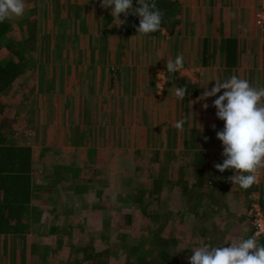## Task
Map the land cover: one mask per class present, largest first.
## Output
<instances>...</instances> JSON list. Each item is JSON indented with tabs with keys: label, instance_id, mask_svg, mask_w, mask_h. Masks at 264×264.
Here are the masks:
<instances>
[{
	"label": "crops",
	"instance_id": "crops-1",
	"mask_svg": "<svg viewBox=\"0 0 264 264\" xmlns=\"http://www.w3.org/2000/svg\"><path fill=\"white\" fill-rule=\"evenodd\" d=\"M27 1V15L18 22L28 18L32 30L28 36L34 40L31 48L47 52L49 59L44 79H39L40 69L36 73L24 69L10 86L12 91L18 90V108L9 113L14 119L8 120L13 126L16 121L19 126L28 121L32 125L30 129L22 126L9 141L31 147L32 171L40 170L31 175L26 227L21 233L0 232V264L6 255L17 257L18 250L25 259V253L63 256V245H55L58 237L65 244L66 234L59 235L61 229L50 237L47 234L54 229L47 231V227L86 226L82 212L100 209L99 194L106 201L111 194H119L118 180L123 183L124 173L114 170L118 162L143 168L148 179H184L189 186L200 173L215 171L214 164L224 159L222 142L216 138L224 121L211 106L216 97L201 101V93L210 90L216 80L223 82L232 75L248 80L253 87H264V28L255 21L259 0H155L163 12L161 28L147 35L136 32L133 25L138 26L139 17L131 12L122 13L120 19L125 23L115 26L119 21L111 16L110 7L100 6V0ZM137 6L133 0V11ZM181 54L184 68L169 74L167 63ZM184 86L188 91L182 101L174 95V88ZM204 102L210 105L206 110L201 106ZM182 119L185 123L177 129L175 123ZM150 162L165 166L166 175L149 173ZM175 165L178 175L170 172ZM61 169L69 172L72 182L68 190L53 194V200L61 201L52 205L48 189L53 184H41L37 176L47 174L43 171L56 173L64 179V187ZM128 171L133 176V167ZM98 177L105 182L101 190L95 185ZM109 179H116L110 187L106 185ZM164 179L165 197L176 193ZM218 179L223 192L228 185L226 200L230 195L234 196L231 200L249 197L264 207V168L258 170V180L248 194L228 179ZM86 181V187L92 188L84 193L95 196L88 207L71 199L81 193L76 184ZM122 186L131 194L134 186ZM36 188L41 191H34ZM159 202L160 209L166 210L167 200ZM107 244L113 255L115 243ZM51 247L55 249L50 252Z\"/></svg>",
	"mask_w": 264,
	"mask_h": 264
},
{
	"label": "rangeland",
	"instance_id": "rangeland-1",
	"mask_svg": "<svg viewBox=\"0 0 264 264\" xmlns=\"http://www.w3.org/2000/svg\"><path fill=\"white\" fill-rule=\"evenodd\" d=\"M27 2H25L24 0L25 7H29V2ZM21 19L22 17L13 18L11 20L6 19L12 24V35H8V37L5 39L6 43L14 44V47L18 49V51L20 50L21 52H23V54H25L24 56L27 60V63H25L26 65L24 69H31L32 73H36L40 69L39 73L41 76H39V79H44L47 71L46 64L49 59V54L45 51H35L33 48H31V44L34 41L33 37L28 36V33H31L32 31L30 29L31 22L27 21L28 18L22 20V22H18V20ZM27 30L29 31L26 33ZM13 36L16 37L15 39H17L18 42L14 41ZM26 39L27 41L24 43L26 44V46L19 43V41H25ZM53 53L56 54L55 52ZM11 55H13L12 50L4 42L0 43V62ZM23 70L21 71V73L23 72ZM14 82L15 81H13V83ZM10 86L5 88L0 93V105L3 104V110L0 117L7 118V121H9L8 119H14L9 115V113L13 114L14 110L18 108V90L12 91ZM20 88L22 89L24 87L21 86ZM31 125L32 124H29V121L26 122V124L21 123L20 126L18 125V121H16V124L14 126L13 122H11V124H8L5 129L4 141L6 143H13L9 141L13 140V135H18L17 132L22 126H25L26 129H30ZM47 149L48 148L46 147L44 151H47ZM37 164L41 166L40 162H37ZM118 164L119 162L115 165L116 169H113H119L121 172L119 173V175L124 173V177L122 178L123 183H127L128 186H134L133 190H131V194H128L126 192V189L124 188V186H122L123 183L119 178V194L117 192H113L117 194H111L110 197L108 196L109 200L107 201L105 195L99 194L100 209H95L92 211L86 209L84 212H82L83 214H86V220L84 221V223H86V226H82L80 227V229H72L66 227L58 229V227H47V231L54 229L52 233L47 234L50 237H56L61 229H63V231H60L61 233L59 235L63 233L66 234L65 244H62L61 241L58 240V237L56 239L55 245L56 248H61L63 245V248L60 251H63V256H60L59 258H51V256H48L46 252L32 253L30 255H27L25 253V259L21 256L23 255L21 253L22 251L18 250V256L15 258L10 254L4 256L3 264H78V261H80V264H122L121 260H123L122 255L124 253L119 254L117 252H113V255L104 257L97 256L100 250L105 247L107 243H116L114 246H117L120 242H124L126 244L128 250L131 251V254L135 257L137 264H151L154 258H157L158 262L156 264H163L161 263V260L159 258V251L162 249L161 244L156 242V240L154 246L150 244L151 241H154V238H158L156 232H159L162 236L177 238L175 252H177L179 255L178 257L176 256L177 261L174 264H189L188 257L192 255L191 249L193 248L202 246L204 244H211L213 246L223 244L224 246H228V241L236 240L239 238H248L250 236L252 226L251 223L248 222L246 215L247 211L251 207L252 203L256 201V199L252 200L249 197L241 196L237 199L234 198L233 200H231L234 196L230 195L229 198H227L226 203L223 204V210L221 214L217 213L214 215H210V212L212 211V202L210 200V196L205 195L204 192H202V194L196 193V196L201 195L199 197L200 199H198L199 211L205 213L207 216L210 215L209 217L211 218L207 219V223L205 222V224L203 225V232L205 234V237L202 238L199 235H193L191 233L190 226L193 225V223L191 224V222L194 216H191L190 219L184 218L183 221H181L182 219L180 220L181 223H185L186 221L188 222V226H186L185 228L179 226L180 224L176 223L177 217H175L174 211H179L184 207V204L187 200L186 195H183L181 192L179 193L177 188L168 186V182L166 181L167 179L161 178L164 179V184H166L171 189H174V192H176H170L166 197L163 192H161L162 195L160 200L163 199V202H166L167 200V206H165L167 209L162 211L160 209L162 207L161 202L156 203V201L155 205L153 195L146 194V189L148 191L150 189L149 192H152L154 186L153 181L155 177L151 179L146 178V172H143V168H135V166L131 165L129 162H123L122 164L120 163L119 167ZM170 165H172V162L170 163ZM132 167L134 170V172L132 173L133 176L129 177L130 174L128 173V170H130V168L132 169ZM148 167L149 173L154 174V176L156 177H159L160 174L166 175L167 173L166 167H163L162 164L159 165L158 162H150L148 164ZM91 168L94 170V166H92ZM75 169H78V167H75ZM37 170H40V168L38 167L36 170L34 169L32 173L36 172ZM61 170L62 175L65 176L64 187V179L62 178L63 181H61L56 173L50 174L49 172L43 171L42 173L47 174H44L43 176L41 174V176L39 177L37 176V181L41 184H53L51 185L50 189H48V193L52 195L50 198L52 205H55L57 201H61L53 200V196L57 195V193L60 191L62 192L64 190H68L69 184L72 182V179L69 177V172H65V169ZM171 171H174V174L178 175L176 171V165L172 167L170 172ZM172 181L174 183H177V180L175 182V180L172 179ZM115 182L116 179H109L106 182V185H109L110 187L111 183ZM80 183L81 184L77 183L76 186L77 188H80L79 191L81 193L78 192V195L75 194V196H73L71 199L76 203H80V205L82 206L88 207L86 206V204H89L91 201H93L95 196H89L84 193L85 191H88L89 188H92L90 186L86 187V185H89L87 181ZM102 183H105L103 181V178H99L95 182V185H98V190L99 188L101 190L102 185L103 187H105ZM230 183L232 186H239L238 184H234L232 181ZM58 185H61V188L58 187ZM34 191L41 190L36 188V190ZM136 196H142V200L137 201ZM141 203L143 206L145 205L144 207L148 209V212H141L139 208V204ZM131 211L132 221L129 223L128 221L126 222L125 213H131ZM152 214L154 215L152 216ZM155 215H157V217L153 218ZM134 220L137 221L138 225ZM37 233L40 234L42 232L38 230ZM44 233H46V230H44ZM254 236L259 242L261 238H258V236L256 235ZM52 249L55 248L51 247L50 252L53 251ZM150 252L153 253L151 254Z\"/></svg>",
	"mask_w": 264,
	"mask_h": 264
},
{
	"label": "clouds",
	"instance_id": "clouds-1",
	"mask_svg": "<svg viewBox=\"0 0 264 264\" xmlns=\"http://www.w3.org/2000/svg\"><path fill=\"white\" fill-rule=\"evenodd\" d=\"M138 6L133 11V0H100L102 8H111V16L119 21L115 26L125 23L121 14L130 12L138 15L139 24L133 25L138 34L147 35L161 28L163 12L157 8L155 0H136ZM24 0H0V22L24 15ZM167 72L175 74L184 68V57L178 55L167 63ZM208 82V81H207ZM206 82V83H207ZM205 83V84H206ZM222 94L218 95V93ZM187 86L175 87L174 95L183 101ZM212 100L216 117L224 121L222 130L216 131V138L222 142L224 157L222 163L214 164L221 173L232 170L228 179L242 189L250 188L258 180V170L264 168V87L256 88L248 80L236 75L216 83L201 93L199 100ZM202 108L210 105L202 103ZM185 121L175 123L182 129ZM215 129V125L212 126ZM205 141L209 137H204ZM228 246L204 244L191 249L189 264H264V245L253 237L239 238L227 242Z\"/></svg>",
	"mask_w": 264,
	"mask_h": 264
},
{
	"label": "trees",
	"instance_id": "trees-1",
	"mask_svg": "<svg viewBox=\"0 0 264 264\" xmlns=\"http://www.w3.org/2000/svg\"><path fill=\"white\" fill-rule=\"evenodd\" d=\"M11 25L12 24L8 20L0 22V43L4 42L13 52V55L0 62V93L5 88L9 87L13 81H15V79L24 69L26 65L25 63H27V60L24 56L25 54H23V52L20 50L18 51V49L14 47V44L6 43L5 39L8 37V35H12ZM13 38L14 41L18 42L17 39H15L16 37L13 36ZM26 41L27 39L25 41H19V43L22 45ZM24 46H26V44H24ZM2 110L3 104L0 105V114L2 113ZM0 118V232L21 233L26 227L25 221L28 220L27 217L30 210L33 157L32 149L29 146L16 145L15 143H6L4 141V132L7 125L11 123L10 121H7V118L5 117ZM195 165H197L196 162ZM200 168H203V166ZM233 174L234 173L231 170H225L223 173H221L217 169L212 172H202L200 173L199 178L191 186H189L188 180L184 179H179L176 184L170 179L166 180L168 182V186L170 185L177 188L179 193L181 192L183 195L187 196L184 207L179 211H174L175 217H177L176 223L180 224L179 226L185 228L188 226V222L186 221L185 223H181L180 220L182 219L181 221H183L184 218L190 219L191 216H194L191 222L193 225L190 226L191 233L193 235H199L202 238L205 237L203 225L207 220V215L199 211L198 199H200L199 197L201 195L196 196V193L202 194V192H204L205 195L210 196V200L212 202V211L210 212V215L217 213L221 214L223 210V204L226 203L227 194L224 193L228 191V185L223 192L221 189L223 183L220 184V181L219 179L217 180V178L228 179ZM162 180L163 179L155 178L153 181V192L146 193L147 195H153L154 202L157 201L156 203L160 201L162 195L161 191L163 192ZM228 181L231 182L229 179ZM239 188L240 191L244 192V194H248V192H250L249 188L242 189L240 186ZM136 199L137 201H141L142 196H136ZM139 208L141 212H148V209H146L142 203L139 204ZM153 215L154 214H152V216ZM156 217L157 215H155L153 218ZM125 219L126 222L128 221L129 223L132 221V211L131 213H125ZM247 220L250 223L248 217ZM156 233L158 238H154V241H151L150 244L154 246L155 240L161 244L162 249L159 251L161 263H176V256L178 257L179 255L177 252H175L177 238L162 236L159 232ZM252 234H254L253 226L249 237H251ZM258 238H261L258 244L264 245V236ZM111 247V244H107L100 250L98 255L108 256ZM113 247V252H117L119 254L124 253L122 255L123 260H121L123 264H137L135 257L131 254V251L128 250L124 242H120L117 246ZM150 253L152 254L153 252ZM157 262V258H154L151 264H156Z\"/></svg>",
	"mask_w": 264,
	"mask_h": 264
},
{
	"label": "built area",
	"instance_id": "built-area-1",
	"mask_svg": "<svg viewBox=\"0 0 264 264\" xmlns=\"http://www.w3.org/2000/svg\"><path fill=\"white\" fill-rule=\"evenodd\" d=\"M256 24L264 28V0H259L258 8L255 13ZM160 90L163 88V83L159 84ZM247 217L254 228V235L258 237L264 236V207L254 201L247 211Z\"/></svg>",
	"mask_w": 264,
	"mask_h": 264
}]
</instances>
